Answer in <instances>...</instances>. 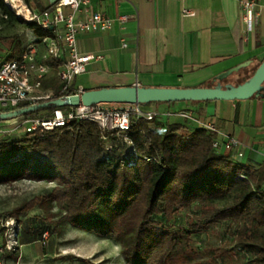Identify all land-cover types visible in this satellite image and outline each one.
Masks as SVG:
<instances>
[{
	"label": "trees",
	"instance_id": "1",
	"mask_svg": "<svg viewBox=\"0 0 264 264\" xmlns=\"http://www.w3.org/2000/svg\"><path fill=\"white\" fill-rule=\"evenodd\" d=\"M29 23L40 36L53 34L37 20ZM43 85L59 89L62 81L45 78ZM57 107L23 115L49 118ZM214 137L206 127L162 129L145 117L134 118L127 131L110 133L97 121L73 120L0 140V183L60 180L70 193L67 219L94 220L99 232L113 231V221L129 230L127 264H239L241 252L264 264V166L215 150ZM226 220L234 246L197 244L193 235Z\"/></svg>",
	"mask_w": 264,
	"mask_h": 264
},
{
	"label": "crops",
	"instance_id": "2",
	"mask_svg": "<svg viewBox=\"0 0 264 264\" xmlns=\"http://www.w3.org/2000/svg\"><path fill=\"white\" fill-rule=\"evenodd\" d=\"M256 1L258 22L248 32L240 18L242 0H92L94 9L133 17L126 22L116 20L102 32L79 34L80 51L104 57L77 75L73 86L193 87L214 85L219 78L224 84L241 83L240 73L249 69L252 76L264 60V0ZM56 2L31 0L32 7L37 4L42 11L54 5L53 10ZM185 8L196 14H184ZM39 48L40 57L48 54L45 43ZM54 67L51 65L47 78L58 77ZM149 106L160 110L155 122L162 129H180L184 124L204 127L205 122H214L221 138L232 135L242 142L221 153L264 166V96L155 101ZM181 110L193 117L180 115ZM25 133L15 117L0 119V140Z\"/></svg>",
	"mask_w": 264,
	"mask_h": 264
},
{
	"label": "rangeland",
	"instance_id": "3",
	"mask_svg": "<svg viewBox=\"0 0 264 264\" xmlns=\"http://www.w3.org/2000/svg\"><path fill=\"white\" fill-rule=\"evenodd\" d=\"M5 2L0 6V61L20 55L41 40L29 23L34 19L20 17L18 7ZM18 2L32 7L31 0ZM251 73L248 69L239 77L243 80ZM69 197L68 187L60 180L21 178L0 183V254L4 264H127L124 247L131 238L129 230L113 221V231L99 232L94 220L67 219ZM47 227L51 230L42 239ZM193 237L202 248L235 244L228 220ZM239 264L255 263L241 252Z\"/></svg>",
	"mask_w": 264,
	"mask_h": 264
},
{
	"label": "built area",
	"instance_id": "4",
	"mask_svg": "<svg viewBox=\"0 0 264 264\" xmlns=\"http://www.w3.org/2000/svg\"><path fill=\"white\" fill-rule=\"evenodd\" d=\"M31 19L37 20L44 28H51L52 35L42 36L40 42L31 44L19 57H9L0 61V112L20 108L25 102L36 103L41 99L66 97L69 94L82 93L85 89L73 86L77 75L86 71L89 64L102 59V53L82 52L78 46V36L85 31L102 32L113 27L116 20L126 22L132 14L113 16L106 11L94 9L92 0H57L52 11L44 12L37 4L30 7ZM184 14L193 15L196 11L185 8ZM258 2L242 0L240 18L248 32H253L258 22ZM47 45L48 54L40 57L39 44ZM126 44V43H124ZM46 58L59 60L55 65L57 76L62 85L59 89L45 88L43 80L47 78L51 65L44 61ZM180 115L193 117L188 111H179ZM160 110L150 107L149 103H95L81 104L70 109L57 107L49 118L40 115H19V128L25 132L37 129H51L62 126L73 120L90 119L97 121L107 133L114 130L127 131L132 126L134 118L145 117L156 120ZM204 127L215 133L214 149L221 152L224 148L231 149L240 146L239 138L229 135L221 138L220 128L214 122H205ZM239 156L244 155L240 151ZM49 231L44 233L47 238ZM0 264L4 258L0 254Z\"/></svg>",
	"mask_w": 264,
	"mask_h": 264
},
{
	"label": "water",
	"instance_id": "5",
	"mask_svg": "<svg viewBox=\"0 0 264 264\" xmlns=\"http://www.w3.org/2000/svg\"><path fill=\"white\" fill-rule=\"evenodd\" d=\"M264 87V60L247 80L234 84L222 81L206 86H105L85 89L82 93L53 98L51 101L36 102L11 111L0 112L1 118H11L33 112L52 103L58 106L92 105L95 103H149L155 101L240 99L260 94Z\"/></svg>",
	"mask_w": 264,
	"mask_h": 264
},
{
	"label": "bare ground",
	"instance_id": "6",
	"mask_svg": "<svg viewBox=\"0 0 264 264\" xmlns=\"http://www.w3.org/2000/svg\"><path fill=\"white\" fill-rule=\"evenodd\" d=\"M11 5L18 7L19 16L22 18L31 19L32 15L30 12V8L24 3H19L18 0H7Z\"/></svg>",
	"mask_w": 264,
	"mask_h": 264
}]
</instances>
